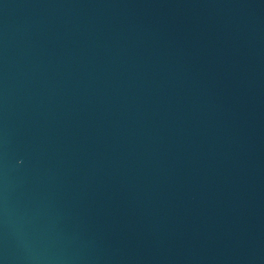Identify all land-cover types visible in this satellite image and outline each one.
I'll return each mask as SVG.
<instances>
[{
	"label": "water",
	"instance_id": "obj_1",
	"mask_svg": "<svg viewBox=\"0 0 264 264\" xmlns=\"http://www.w3.org/2000/svg\"><path fill=\"white\" fill-rule=\"evenodd\" d=\"M0 264H264V0H0Z\"/></svg>",
	"mask_w": 264,
	"mask_h": 264
}]
</instances>
